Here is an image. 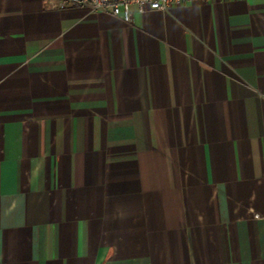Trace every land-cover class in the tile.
<instances>
[{
    "label": "crops",
    "instance_id": "0c3cea01",
    "mask_svg": "<svg viewBox=\"0 0 264 264\" xmlns=\"http://www.w3.org/2000/svg\"><path fill=\"white\" fill-rule=\"evenodd\" d=\"M59 3L0 0V264H264V0Z\"/></svg>",
    "mask_w": 264,
    "mask_h": 264
},
{
    "label": "built area",
    "instance_id": "2783aa9c",
    "mask_svg": "<svg viewBox=\"0 0 264 264\" xmlns=\"http://www.w3.org/2000/svg\"><path fill=\"white\" fill-rule=\"evenodd\" d=\"M192 1L196 0H60L59 5L65 6L68 3L74 2L88 7L91 11L108 10L114 15H122L126 21H131L132 6H136L139 12L145 13L149 10L167 11L173 5L185 4Z\"/></svg>",
    "mask_w": 264,
    "mask_h": 264
}]
</instances>
